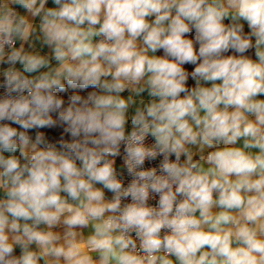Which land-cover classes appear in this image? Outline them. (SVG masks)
I'll use <instances>...</instances> for the list:
<instances>
[{"label": "clouds", "instance_id": "9594fccd", "mask_svg": "<svg viewBox=\"0 0 264 264\" xmlns=\"http://www.w3.org/2000/svg\"><path fill=\"white\" fill-rule=\"evenodd\" d=\"M48 3L0 0V264H264V0Z\"/></svg>", "mask_w": 264, "mask_h": 264}, {"label": "trees", "instance_id": "16d2710c", "mask_svg": "<svg viewBox=\"0 0 264 264\" xmlns=\"http://www.w3.org/2000/svg\"><path fill=\"white\" fill-rule=\"evenodd\" d=\"M229 22L230 21H228V20L225 21V23H229ZM244 31H245V33H247V32L250 31V29L248 27L244 26ZM186 35H187V38L195 40V31L194 30L192 32L186 34ZM253 42H254V38H253ZM196 47L198 49V44L196 45ZM163 54L164 53H163L162 49L157 51V55L158 56H162ZM227 54H234V53H232L230 51ZM245 55H247V56H249V57H251L253 59L254 58V49L249 50L248 52L245 53ZM184 67H185V69L187 71L191 72L194 69L195 65L186 64V65H184ZM194 83H195V81L192 80L191 77H189V80L187 82V86L191 88V87L194 86ZM66 87H67V85H66ZM92 90L99 91V89H93V88H89V89H86V90L67 88L66 92H63V93L58 92L57 94L62 96L65 99V106H67L68 97L73 92H77V93H79L81 95H86L88 91H92ZM54 118H55V116H54ZM39 130L45 133L47 139L52 140L53 143H57V146H58V140L60 139L61 135L64 136L65 140H70L71 139L70 134L63 133V127H57V128H53V129H39ZM14 254L18 255L16 250H15Z\"/></svg>", "mask_w": 264, "mask_h": 264}, {"label": "crops", "instance_id": "0c3cea01", "mask_svg": "<svg viewBox=\"0 0 264 264\" xmlns=\"http://www.w3.org/2000/svg\"><path fill=\"white\" fill-rule=\"evenodd\" d=\"M46 6H47V7H55V5L52 3V0H49L48 5H46ZM17 10L23 12V10L19 8V6H17ZM150 19H154V17H151ZM228 21H230V19H228ZM36 23H39V18L36 19ZM244 26L248 27L246 22H244ZM35 50H36V51H40L42 54H48V55H50V50L48 49V47H47V46H43L41 42H37V43H36V45H35ZM155 55H157V52L155 53ZM253 59H256V58H255V55H254V58H253ZM52 63L55 64V61L53 60ZM6 67H7V65L0 66V76H1V77H4V76H3V68H6ZM17 67H18L20 70H23L22 65L17 64ZM44 70H46V69H42L41 71H44ZM26 75H30V76H31V75H37V73H31V74L26 73ZM194 86H195V83H194ZM194 86H193V87H194ZM206 86H210V85H206ZM130 94H131V93H130L129 91L126 90V91H125L124 93H122L121 95L127 97V96L130 95ZM141 95H142V97H143L146 101H147L148 99H150V97L148 96L147 92H145V93H143V94H141ZM258 98H260V99H264V96H261V97H258ZM133 114H134V107H132V108L129 109V114H128V115H129V120H128V123H127V125H126V130H127L128 132L132 129L131 115H133ZM32 139L34 140L35 138H32ZM240 143L242 144V141H241ZM193 151L197 153L196 156H195L194 158H195V159H198L199 156H200L201 154L206 155L208 151H211V149H205L204 153H199L198 149L194 147V148H193ZM15 154L19 156V150H18L17 153H15ZM5 155H10V153H5ZM181 159L183 160V159H185V157L182 156ZM97 187H100V186L97 185ZM3 195H4L3 192L0 191V197H3ZM106 199H107V198H106ZM54 231H60V232L62 233V232H63V226H60V227H58V228H55ZM81 231H83L84 235L86 236L87 234H89V232L91 231V229H90V228H85V229H82ZM33 247H34V246H33ZM15 250L17 251V253H18V255H19V254H20V249H19V247H17Z\"/></svg>", "mask_w": 264, "mask_h": 264}, {"label": "built area", "instance_id": "2783aa9c", "mask_svg": "<svg viewBox=\"0 0 264 264\" xmlns=\"http://www.w3.org/2000/svg\"><path fill=\"white\" fill-rule=\"evenodd\" d=\"M4 80H5V78L0 76V96H2L4 94V92H5ZM4 123H11V122L4 121ZM12 126L13 127H17L19 129V126L18 125L12 124ZM20 130H22V129H20ZM37 131H40V130L39 129H37V130H30L29 131V135L32 138H35V133ZM48 140H49V142L53 143L52 140H50V139H48ZM153 142L154 141L152 140L151 137H149L146 140V143L149 144V145L152 144ZM123 156H124L123 145H121V155L115 158V160H116V165L115 166H116L117 172H121V171L124 172V177H123V179H124V185L127 186V184L131 181V177H129L127 175L126 169L123 167ZM161 159H162V157H157V159L155 161H147L146 160L145 161L144 168L145 169H148V168H151V167H158L159 161ZM172 159H174V157ZM99 186L102 187L101 185H99ZM112 195L113 194L111 192H109L108 190L105 189V196H106L107 199H111ZM158 199H159L158 194H152V197L149 200V204L151 206H158ZM123 202L124 203L130 202V198H128V200H125Z\"/></svg>", "mask_w": 264, "mask_h": 264}]
</instances>
